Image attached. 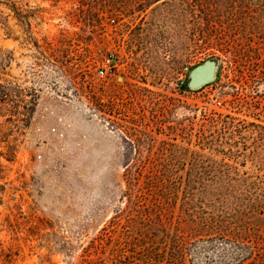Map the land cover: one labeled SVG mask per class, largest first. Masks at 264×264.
Returning <instances> with one entry per match:
<instances>
[{
	"label": "rangeland",
	"instance_id": "1",
	"mask_svg": "<svg viewBox=\"0 0 264 264\" xmlns=\"http://www.w3.org/2000/svg\"><path fill=\"white\" fill-rule=\"evenodd\" d=\"M175 232L176 264L264 247V0H0V264H166Z\"/></svg>",
	"mask_w": 264,
	"mask_h": 264
},
{
	"label": "trees",
	"instance_id": "2",
	"mask_svg": "<svg viewBox=\"0 0 264 264\" xmlns=\"http://www.w3.org/2000/svg\"><path fill=\"white\" fill-rule=\"evenodd\" d=\"M133 219H128L127 221V228L125 229L124 233H117L115 237V241L118 243L120 239L123 241V245L125 250H134L136 247L138 249H141L142 244L146 240L147 236L151 234L152 231L145 230L140 231L139 228L134 226ZM155 223V222H154ZM155 226L162 228L163 226L160 225V223ZM177 232L175 234H171L170 237L166 240V244L168 246V250L165 253V263L166 264H176L174 263L175 257H172V253L176 250H180V248H183V245L186 243H189L190 241L188 237L189 233H187L185 236H182L181 238L177 237ZM219 237L222 241H225L228 243L229 246L233 247L234 249V259L232 263L229 264H246V263H253L256 264H264V247H261L260 245L256 244L254 239L252 237L242 234L241 232H233L228 234H220ZM203 238H198L194 243L198 242H206L209 244H212L214 242V238L209 235L206 240H202ZM116 245V243H114ZM121 246V245H120ZM136 249V250H138ZM140 250V251H141ZM118 249L116 250L115 255H111L112 257L108 258V264H116V260H118L119 256H117ZM142 253V251H141ZM105 253L103 252V255ZM172 257V258H171ZM99 260L95 259H83L82 262L79 264H106L105 257H98ZM152 262V261H150ZM158 262V261H154Z\"/></svg>",
	"mask_w": 264,
	"mask_h": 264
},
{
	"label": "water",
	"instance_id": "3",
	"mask_svg": "<svg viewBox=\"0 0 264 264\" xmlns=\"http://www.w3.org/2000/svg\"><path fill=\"white\" fill-rule=\"evenodd\" d=\"M217 63L210 59L198 65L189 74L188 88L196 90L202 86L212 83L216 79Z\"/></svg>",
	"mask_w": 264,
	"mask_h": 264
},
{
	"label": "built area",
	"instance_id": "4",
	"mask_svg": "<svg viewBox=\"0 0 264 264\" xmlns=\"http://www.w3.org/2000/svg\"><path fill=\"white\" fill-rule=\"evenodd\" d=\"M115 71V65L113 64L112 56L104 58L97 69V75L100 78L112 76Z\"/></svg>",
	"mask_w": 264,
	"mask_h": 264
},
{
	"label": "flooded vegetation",
	"instance_id": "5",
	"mask_svg": "<svg viewBox=\"0 0 264 264\" xmlns=\"http://www.w3.org/2000/svg\"><path fill=\"white\" fill-rule=\"evenodd\" d=\"M216 61V60H215ZM216 63H217V61H216ZM197 67V66H196ZM194 69V68H193ZM217 70H218V66H217ZM192 70H190V72H191ZM190 72L188 73V75H187V83H186V88L188 89V90H190V91H196V90H198V89H200V88H202V87H200V88H198V89H196V90H191V89H189L188 88V82H189V74H190ZM216 75H217V73H216Z\"/></svg>",
	"mask_w": 264,
	"mask_h": 264
}]
</instances>
